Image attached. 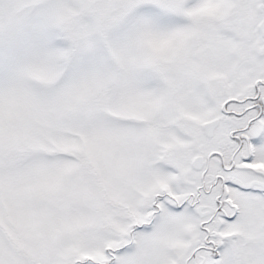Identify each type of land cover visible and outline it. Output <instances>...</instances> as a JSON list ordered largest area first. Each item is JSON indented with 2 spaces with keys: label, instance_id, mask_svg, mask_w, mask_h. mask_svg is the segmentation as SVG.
Segmentation results:
<instances>
[{
  "label": "snow or ice",
  "instance_id": "6c2138e0",
  "mask_svg": "<svg viewBox=\"0 0 264 264\" xmlns=\"http://www.w3.org/2000/svg\"><path fill=\"white\" fill-rule=\"evenodd\" d=\"M0 264H264V0H0Z\"/></svg>",
  "mask_w": 264,
  "mask_h": 264
}]
</instances>
